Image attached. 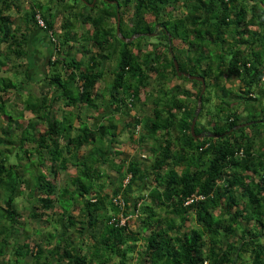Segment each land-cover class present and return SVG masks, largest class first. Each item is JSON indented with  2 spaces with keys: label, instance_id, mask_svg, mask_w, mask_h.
I'll return each mask as SVG.
<instances>
[{
  "label": "trees",
  "instance_id": "16d2710c",
  "mask_svg": "<svg viewBox=\"0 0 264 264\" xmlns=\"http://www.w3.org/2000/svg\"><path fill=\"white\" fill-rule=\"evenodd\" d=\"M84 1L0 0V264H264V0Z\"/></svg>",
  "mask_w": 264,
  "mask_h": 264
},
{
  "label": "rangeland",
  "instance_id": "374dc122",
  "mask_svg": "<svg viewBox=\"0 0 264 264\" xmlns=\"http://www.w3.org/2000/svg\"><path fill=\"white\" fill-rule=\"evenodd\" d=\"M29 1H35V0H29ZM39 1V0H38ZM96 0H94V2H95ZM106 1V0H105ZM40 2H41V4H42V8H41V10H42V12H47L48 10V7L49 6H52V5H54V4H49V2H48V0H40ZM94 2H92V3H94ZM101 0H98V3L101 5ZM99 4L97 5V8H95V10H94V14L95 13H97V14H99L100 13V10H101V8H100V6H99ZM80 6H82L81 4H80ZM90 6V5H89ZM102 6V5H101ZM110 10H112V8H110ZM113 12H114V10H112ZM17 15V14H16ZM15 14H14V16H16ZM76 27H78L79 28V26H78V23H76V26H75V28ZM112 30L114 31H116V24H113V27H112ZM151 37H148L146 40L147 41H149V42H157L158 40H157V38L156 37H154V32H152L151 34ZM143 42V41H142ZM175 42V41H174ZM143 52H144V50H143ZM119 58V55L117 56V57H114L113 58V60H112V62H111V65L112 66H114L115 68H116V65H117V63H118V59ZM36 66H40V69L41 70H43L44 68H45V62L43 63V61H44V59L42 58V57H40V55H38L37 54V57H36ZM105 67L108 69V67H110V64L109 63H106L105 64ZM114 68V69H115ZM36 71H39V68H37V69H35ZM5 75V74H4ZM108 77L110 78V75H108ZM108 77H106L107 78V80H109V78ZM112 77V76H111ZM13 80H15V78L13 79ZM104 81L102 82V83H100L99 84V88L101 89V88H103L105 85H104ZM177 83H181V82H177ZM184 83V82H183ZM182 84V83H181ZM185 87L188 89H191V91L192 92H194L193 90L194 89H192V87L190 86V84L189 83H186L185 84ZM11 97H13V95L11 96ZM10 97V100L12 99L13 100V98H18L19 96H17V95H14V97L13 98H11ZM213 98H215V96L213 97ZM20 101H23L24 102V100H25V96H23V95H20ZM23 102H21V104L19 103L18 104V101L16 102V103H14V101H13V103L14 104H12V102L11 101H9V103L7 104V108H10V107H13L14 108V110H16V107L19 109V110H21V111H25V112H27V110H25L23 107H22V104H23ZM12 104V105H11ZM18 104V106H16ZM212 105V102L211 103H209L207 106L208 107H213V106H211ZM14 110H11V111H14ZM17 111V110H16ZM88 115L91 117H88V121L89 122H95V120H94V116L96 115L93 111H91V110H88ZM87 115V116H88ZM32 115H30V116H28V117H31ZM124 121H126V119H123V122ZM123 122L122 123H119V125H118V130L119 129H121V127L123 126ZM125 123V122H124ZM13 127H15V126H17V124H16V122H13V125H12ZM76 126V125H75ZM128 131V130H127ZM127 131H123L122 133H120V142H121V144L120 145H116V147H112L110 150H111V152H110V156H111V158L114 156V153H115V151L116 150H119V151H121V150H123V154H125V155H127L128 153L126 152V151H131L132 149H130L129 147H127V145H126V143H124V141H125V139H126V137L129 135L128 134V132ZM76 132H77V130H76ZM80 154H82L83 153V151H80L79 152ZM128 156V155H127ZM108 172H110V169H108ZM111 172H112V176H113V178L115 179V177H116V175L114 174V171H112L111 170ZM116 182H117V180H115ZM134 196V193H132L131 194V197H133ZM20 200H22V198H19L18 196H16V201H17V203H18V211H20V212H22V210L24 209V208H26L24 205H22L21 203H20ZM62 202V201H61ZM63 203V202H62ZM64 203H66V208H69V203H67V202H64ZM27 209V208H26ZM74 214H76V211H75V213ZM25 221V219H21V223L23 224V222ZM28 223V222H27ZM35 225H37L38 226V224L37 223H34L32 226H30L31 228H28V226H24V229H27V232L25 233L24 231H23V228L22 229H18L19 231H17L18 233L17 234H15V236H14V231H12L11 230V225L8 223V222H6V221H2V220H0V231H2V234H4V241H6V243L4 244V247H11V246H15V245H17V244H22V243H24L25 244V246L26 247H29V245H31L32 243H33V239H40L41 238V236H40V230L39 229H35V230H32V229H34L35 228ZM41 229V228H40ZM42 229H44L43 227H42ZM26 234H28V235H26ZM46 234L48 235V233H47V231H46ZM27 237L26 239L24 238V237ZM23 238H24V240H23Z\"/></svg>",
  "mask_w": 264,
  "mask_h": 264
},
{
  "label": "water",
  "instance_id": "95a60500",
  "mask_svg": "<svg viewBox=\"0 0 264 264\" xmlns=\"http://www.w3.org/2000/svg\"><path fill=\"white\" fill-rule=\"evenodd\" d=\"M84 1V0H83ZM85 3H87L86 1H84ZM93 2H94V0H93ZM111 2V1H110ZM115 4H117V1H113ZM90 6H93V3H90L89 4ZM116 19H117V23H116V33H117V35L118 36H120L121 37V34H120V31H119V21H120V15H119V12H118V10H117V13H116ZM168 38H170V37H168ZM169 49H171L170 48V46H169ZM174 62V65H175V69H176V71H177V74H178V76H180V75H184V76H186L189 80H196V81H200L201 83H202V85H203V88H202V92L204 91V78L203 77H199V76H193V75H190L189 73H185V72H181V71H179V69H178V64H177V61H173ZM198 104H200V98H198ZM200 110V106H198L197 107V110H196V114L198 113V111ZM194 122H195V118L192 120V122H191V133L192 134H194ZM244 125H246V124H240L239 125V127L240 126H244ZM236 128H238V126L236 127ZM199 137H201V136H203V134H199L198 135ZM210 136H212L211 134H210ZM216 136V135H215Z\"/></svg>",
  "mask_w": 264,
  "mask_h": 264
},
{
  "label": "built area",
  "instance_id": "2783aa9c",
  "mask_svg": "<svg viewBox=\"0 0 264 264\" xmlns=\"http://www.w3.org/2000/svg\"><path fill=\"white\" fill-rule=\"evenodd\" d=\"M38 22L41 26H43V23H42V20L40 18H38ZM114 203H122V199L120 196H116L114 199H113ZM124 222V219H121V222L120 223H123ZM204 264H207V263H204Z\"/></svg>",
  "mask_w": 264,
  "mask_h": 264
},
{
  "label": "clouds",
  "instance_id": "9594fccd",
  "mask_svg": "<svg viewBox=\"0 0 264 264\" xmlns=\"http://www.w3.org/2000/svg\"><path fill=\"white\" fill-rule=\"evenodd\" d=\"M132 112H133V111H132ZM132 112H131V114H132ZM90 123H91V122H90ZM197 136H198V135H197ZM201 137H202V136H201ZM118 196H120V195H118ZM120 197H121V196H120ZM122 219H124V222H123V223H125V221H126V219H127V218H125V217H122ZM204 263H207V264H208V262H207V261H205ZM204 263H203V264H204Z\"/></svg>",
  "mask_w": 264,
  "mask_h": 264
},
{
  "label": "bare ground",
  "instance_id": "6f19581e",
  "mask_svg": "<svg viewBox=\"0 0 264 264\" xmlns=\"http://www.w3.org/2000/svg\"><path fill=\"white\" fill-rule=\"evenodd\" d=\"M125 205H126V203H125Z\"/></svg>",
  "mask_w": 264,
  "mask_h": 264
}]
</instances>
